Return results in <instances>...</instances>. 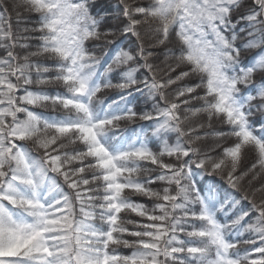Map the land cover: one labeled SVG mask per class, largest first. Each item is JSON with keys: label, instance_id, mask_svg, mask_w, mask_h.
Listing matches in <instances>:
<instances>
[{"label": "snow or ice", "instance_id": "obj_1", "mask_svg": "<svg viewBox=\"0 0 264 264\" xmlns=\"http://www.w3.org/2000/svg\"><path fill=\"white\" fill-rule=\"evenodd\" d=\"M261 177L264 0H0V264H264Z\"/></svg>", "mask_w": 264, "mask_h": 264}, {"label": "trees", "instance_id": "obj_2", "mask_svg": "<svg viewBox=\"0 0 264 264\" xmlns=\"http://www.w3.org/2000/svg\"><path fill=\"white\" fill-rule=\"evenodd\" d=\"M142 2L147 3V0H143ZM255 51L256 50H252L251 52H249V53H247V54L244 55L243 60H244L245 63H247V61L250 59V57L252 55H255ZM241 87H243V86H241ZM109 97H112V96H109ZM254 103H258V101H255ZM35 111H37V112H44L41 109H35ZM138 123H140V122H138ZM129 126L131 127L132 125H129ZM132 199H134V200H141V201L143 200L141 197H132ZM253 215H255V214H253ZM133 218H135V217H133ZM247 235L248 234H245V236L244 237H240V239L247 238ZM240 250L243 251V249H240ZM118 251L121 252V253H123V254H130L131 249L120 248V249H118Z\"/></svg>", "mask_w": 264, "mask_h": 264}, {"label": "rangeland", "instance_id": "obj_3", "mask_svg": "<svg viewBox=\"0 0 264 264\" xmlns=\"http://www.w3.org/2000/svg\"><path fill=\"white\" fill-rule=\"evenodd\" d=\"M100 95H101L102 98H106V97H109V96H115L116 92L114 90H105ZM37 109H39V108H37ZM41 110L42 111H48V110H45V109H41ZM253 162H254V159L252 157H249L247 160L244 161V163H245V165L247 167H250L251 163H253ZM261 180L264 181V177H261ZM259 182L260 181H257V183H259ZM133 197H136V196H133ZM141 198L144 199L143 197H141ZM238 247H239V249H244V248H250L252 246L240 244V245H238Z\"/></svg>", "mask_w": 264, "mask_h": 264}]
</instances>
